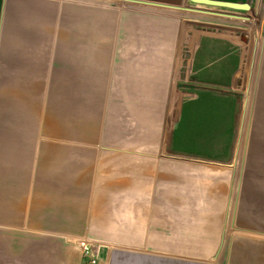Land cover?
Masks as SVG:
<instances>
[{
    "label": "crops",
    "instance_id": "obj_1",
    "mask_svg": "<svg viewBox=\"0 0 264 264\" xmlns=\"http://www.w3.org/2000/svg\"><path fill=\"white\" fill-rule=\"evenodd\" d=\"M122 1L141 8L127 10L138 44L119 45L116 17L109 41L76 42L59 88L21 67L5 73L10 47L0 37V264H85L80 241L106 264H264V136L248 139L242 156L237 137L255 44L247 24L259 16L263 31L264 0L252 13ZM154 89L177 92L166 142V126L162 141H150ZM133 114L136 144L160 153L131 148ZM166 143L177 152L165 153Z\"/></svg>",
    "mask_w": 264,
    "mask_h": 264
},
{
    "label": "rangeland",
    "instance_id": "obj_2",
    "mask_svg": "<svg viewBox=\"0 0 264 264\" xmlns=\"http://www.w3.org/2000/svg\"><path fill=\"white\" fill-rule=\"evenodd\" d=\"M5 2V13L1 21L2 33L0 34L1 41H5L6 47H10L4 51V61L1 60L5 73L14 74L20 72L21 67L25 70V74L37 75L36 78H41L40 80L49 77L47 81L54 86V89L59 88L62 66L65 68L66 65L70 66L75 61L71 56L76 51L73 49L76 42L82 40L88 42L93 41V39L95 41H109L107 32L111 25L114 29L116 17L118 21L117 41H120L119 45L124 49L125 44L130 45L132 43L136 45L138 44L137 41H139L135 34L131 35L130 33V30L132 33L136 32L135 28L137 25L134 23L135 19L129 17L127 10L130 8H141L134 5L131 6L130 3H125L122 0H6ZM149 9L152 11L153 8ZM144 10L148 9L144 8ZM196 18L199 19L200 17L197 16ZM196 18L190 15L188 20ZM124 19L127 27L120 22L124 21ZM211 20L216 24L222 23V20L218 18ZM260 20L258 16L252 23H246L255 32V44L253 51L251 52V49L248 51L251 55L248 56V70L245 72V83L247 82V78L248 83L245 84L247 86L244 112L242 115L243 110L241 107L237 121V137L239 138L240 146L238 152L241 156L244 149L247 148L244 143H247L248 139L251 142V139L255 136L256 138L264 136V113L256 112L258 109V97L255 96L259 77L264 72V27H262L263 31H258ZM94 21L95 24H93ZM79 36L81 40H79ZM38 48H46L47 55L40 57L36 54L45 52ZM61 49H66L63 50L64 52L67 51L68 56L66 60H62L61 58ZM123 49L118 52L123 53ZM24 55H27L29 59H20V56L22 58ZM98 68L103 69L101 66ZM41 75L45 76L41 77ZM55 76L57 77L54 78ZM51 79L52 82H50ZM153 93L156 96L149 98L150 115L148 124L150 128H156V131L150 133V141L157 139L162 141L163 128L166 126V142V139L170 140L173 130V104L177 102V92H174V97L172 96L171 99L167 96H157L161 93L158 89H154ZM165 93H167V85ZM53 99L55 100V98ZM169 100L171 103L168 111ZM56 101L60 102V98ZM136 101L137 98L134 97L132 100L133 111H135L134 105ZM120 103H123V100L118 99V105ZM167 112H169L168 125L166 122ZM127 118L126 124L132 125L133 128L132 138L138 137L140 128L136 124L135 114H133L132 118L129 116ZM137 141V138L133 140L132 149H147L152 153L161 152L160 145L148 146L144 149L136 144ZM169 145L166 143L165 153L177 152L170 151ZM194 150L198 151L197 148Z\"/></svg>",
    "mask_w": 264,
    "mask_h": 264
},
{
    "label": "water",
    "instance_id": "obj_3",
    "mask_svg": "<svg viewBox=\"0 0 264 264\" xmlns=\"http://www.w3.org/2000/svg\"><path fill=\"white\" fill-rule=\"evenodd\" d=\"M254 1L250 0L249 6L246 7H238L236 2L233 1H225V0H188L189 4L198 7L205 8H214V9H226V10H237L238 8H242L249 13L253 12ZM183 57V54H182Z\"/></svg>",
    "mask_w": 264,
    "mask_h": 264
},
{
    "label": "built area",
    "instance_id": "obj_4",
    "mask_svg": "<svg viewBox=\"0 0 264 264\" xmlns=\"http://www.w3.org/2000/svg\"><path fill=\"white\" fill-rule=\"evenodd\" d=\"M79 245L83 253L85 264H106V262L101 258L98 250L94 249L90 242L81 241Z\"/></svg>",
    "mask_w": 264,
    "mask_h": 264
}]
</instances>
